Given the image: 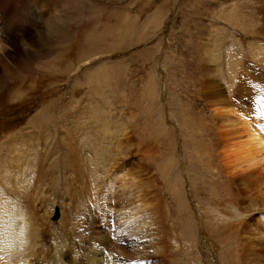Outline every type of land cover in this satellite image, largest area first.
I'll use <instances>...</instances> for the list:
<instances>
[{"label":"rangeland","instance_id":"rangeland-1","mask_svg":"<svg viewBox=\"0 0 264 264\" xmlns=\"http://www.w3.org/2000/svg\"><path fill=\"white\" fill-rule=\"evenodd\" d=\"M263 6L0 0V229H44L34 264L66 259L101 206L139 241L124 264L264 263V202L236 195L209 119L213 95L264 118Z\"/></svg>","mask_w":264,"mask_h":264},{"label":"bare ground","instance_id":"bare-ground-1","mask_svg":"<svg viewBox=\"0 0 264 264\" xmlns=\"http://www.w3.org/2000/svg\"><path fill=\"white\" fill-rule=\"evenodd\" d=\"M234 16L236 17V15ZM225 17L227 18V16ZM214 41L218 43L217 40H213V42ZM262 50L263 49L260 48L254 50L252 53L254 56L253 58L257 57V54L264 53V51ZM237 63L238 62H236V64ZM246 70H248V68ZM234 91L232 92L234 93ZM225 99L223 97H220L219 95H216V97L214 98L213 95L211 101L213 105L212 106L213 111L210 112L209 115V119H212L210 121L212 122L211 124L212 126L210 125L212 127L211 130L212 131L215 130L218 136L217 142L215 144V149L217 152L216 157L219 162V164L217 165L221 166L220 168L222 169V172L227 176V180L229 184L234 188L236 187L238 189L236 195L238 194L240 196L241 194H243L245 197L246 195H248V197L250 198L248 199L250 201L253 200L262 203L264 202V128L258 127V125L264 126V118L261 119L260 117H258V115L257 116L254 115L253 112L250 114V111L249 114L247 112L238 111L234 107L233 105L234 102L232 101L231 97ZM226 101L230 102L229 106L226 105L227 104ZM240 186L241 187L243 186V189H241ZM243 195L241 197H244ZM256 202L255 204L253 203L255 206L258 204ZM261 205L264 206V204ZM258 207L259 206H257V208ZM10 211L12 210L10 209ZM97 212L95 209H93V216L89 215L90 219L83 220V222L79 224L78 234H77L78 237H76L78 238V240L74 238L75 235L71 236V239L74 241L71 242L72 244L69 243L68 246L66 245L67 247L65 246L67 248L66 251H68L67 254L68 257L66 259H63L64 257L62 258L60 257L62 255H59L57 256L56 261H54V263L51 264H93L96 256H99L98 259H101L99 260V262L107 261V264L109 262H112V264H124L126 260L120 258V256L118 255L119 252L118 249L119 250L121 249L120 248L117 249L116 246L121 243H125L126 245L135 244L138 243L139 241L135 242V240L132 239L131 236L129 237V235L125 233L126 230L124 231L121 228L123 226L121 225L122 223L120 224L121 225L120 227L119 223L118 225L115 224L112 225L111 223L106 222L105 219L108 218L109 215L102 209V206L99 212L98 213ZM243 214H245L244 210L238 209L237 215H243ZM19 219H21V217H19ZM12 222L14 221L12 220ZM59 222L60 223L62 222L63 225V220ZM67 222L68 221H66V223L63 226L70 225L69 224L70 222L68 224ZM1 225L2 224H0V227ZM75 225H77V223ZM8 226L11 227L9 231H7ZM8 226H6L3 229H0V261L4 259L5 261L8 262V264H13L12 261L14 260V257L17 256L16 258H18V256H21L25 264H34V261L30 259V257L32 256V250L35 249L36 246H39V248L41 247L42 249L44 248V242L46 241V234H45L46 232L44 231V229L40 227L38 224L36 226H33L32 228H29V226L27 227L26 224L24 225V221H22V219L19 220L18 222V229L15 228L13 223H11ZM16 232L19 234H16ZM115 249H117L116 252ZM26 250H28L27 254H26ZM107 251L109 254H107ZM145 257L146 256H144V258ZM38 258L36 260H38ZM43 260L45 261V259L42 258V261ZM16 262L17 260L14 263L16 264ZM0 263L3 264L2 262ZM97 264H102V263H97Z\"/></svg>","mask_w":264,"mask_h":264},{"label":"snow or ice","instance_id":"snow-or-ice-1","mask_svg":"<svg viewBox=\"0 0 264 264\" xmlns=\"http://www.w3.org/2000/svg\"><path fill=\"white\" fill-rule=\"evenodd\" d=\"M256 103L259 105V107L256 109L257 114H259L261 117H264V98L262 97H256ZM264 128V126H259Z\"/></svg>","mask_w":264,"mask_h":264},{"label":"water","instance_id":"water-1","mask_svg":"<svg viewBox=\"0 0 264 264\" xmlns=\"http://www.w3.org/2000/svg\"><path fill=\"white\" fill-rule=\"evenodd\" d=\"M59 217V212L57 210V208H55L54 212H53V215H52V218L55 220Z\"/></svg>","mask_w":264,"mask_h":264}]
</instances>
